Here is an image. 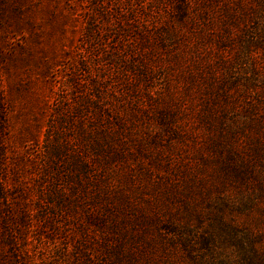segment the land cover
<instances>
[{
    "label": "rangeland",
    "instance_id": "obj_1",
    "mask_svg": "<svg viewBox=\"0 0 264 264\" xmlns=\"http://www.w3.org/2000/svg\"><path fill=\"white\" fill-rule=\"evenodd\" d=\"M199 13L0 0V264H235L259 211L220 163L262 121L264 54Z\"/></svg>",
    "mask_w": 264,
    "mask_h": 264
},
{
    "label": "trees",
    "instance_id": "obj_2",
    "mask_svg": "<svg viewBox=\"0 0 264 264\" xmlns=\"http://www.w3.org/2000/svg\"><path fill=\"white\" fill-rule=\"evenodd\" d=\"M197 3L202 19L215 21L212 30H218L227 39L235 37L236 44L249 51L260 50L264 54V0H226L225 3L197 0ZM256 52L254 57L258 56ZM204 116L202 114V118ZM261 116V123L251 122L245 128L235 123V151L230 143L226 153L229 159H222L220 163L225 174L229 172L228 169L235 172V189L239 193L235 207L243 211L252 206L259 211L256 218L258 221L254 222V227L235 222V235L241 234L236 244L235 264H264V132L261 131L262 134L256 136L252 132L254 128L262 130L264 114ZM219 117L213 113L206 116L205 120H219ZM221 135V133L216 135L215 139L208 143L209 146L217 149V140ZM240 135L245 137V141L239 142ZM108 138L110 140L109 136ZM234 155L235 164L232 163ZM221 157L222 155H219V158ZM257 224L259 228L255 227ZM108 226L112 231L116 230L113 221H108ZM122 250L119 244H115L114 248L111 247L117 259L127 256L123 255ZM127 260L128 264H133V258ZM88 264H91L90 261Z\"/></svg>",
    "mask_w": 264,
    "mask_h": 264
}]
</instances>
